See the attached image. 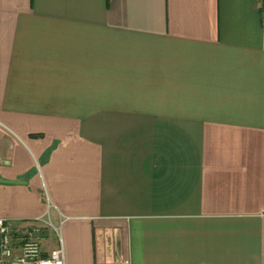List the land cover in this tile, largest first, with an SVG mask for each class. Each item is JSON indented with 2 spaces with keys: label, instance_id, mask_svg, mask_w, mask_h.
Returning a JSON list of instances; mask_svg holds the SVG:
<instances>
[{
  "label": "crops",
  "instance_id": "crops-1",
  "mask_svg": "<svg viewBox=\"0 0 264 264\" xmlns=\"http://www.w3.org/2000/svg\"><path fill=\"white\" fill-rule=\"evenodd\" d=\"M0 180L64 264H264V0H0Z\"/></svg>",
  "mask_w": 264,
  "mask_h": 264
},
{
  "label": "built area",
  "instance_id": "built-area-1",
  "mask_svg": "<svg viewBox=\"0 0 264 264\" xmlns=\"http://www.w3.org/2000/svg\"><path fill=\"white\" fill-rule=\"evenodd\" d=\"M50 229L57 233L53 249L43 243L49 240ZM0 264H64L60 228L49 217L36 216L17 224L0 217Z\"/></svg>",
  "mask_w": 264,
  "mask_h": 264
},
{
  "label": "rangeland",
  "instance_id": "rangeland-1",
  "mask_svg": "<svg viewBox=\"0 0 264 264\" xmlns=\"http://www.w3.org/2000/svg\"><path fill=\"white\" fill-rule=\"evenodd\" d=\"M54 224V223H53ZM55 226V225H54ZM61 235V234H60ZM57 236V233L53 230V229H50L49 232H48V237H49V240L48 241H44V245H48L49 249H53L55 248V238Z\"/></svg>",
  "mask_w": 264,
  "mask_h": 264
},
{
  "label": "water",
  "instance_id": "water-1",
  "mask_svg": "<svg viewBox=\"0 0 264 264\" xmlns=\"http://www.w3.org/2000/svg\"><path fill=\"white\" fill-rule=\"evenodd\" d=\"M3 180H0V182H2Z\"/></svg>",
  "mask_w": 264,
  "mask_h": 264
}]
</instances>
